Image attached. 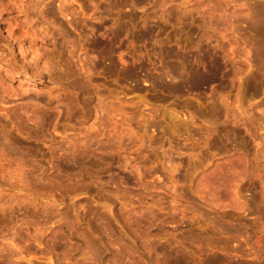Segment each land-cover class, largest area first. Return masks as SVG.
I'll return each mask as SVG.
<instances>
[{"label":"rangeland","instance_id":"obj_1","mask_svg":"<svg viewBox=\"0 0 264 264\" xmlns=\"http://www.w3.org/2000/svg\"><path fill=\"white\" fill-rule=\"evenodd\" d=\"M60 1L0 0V264H264V0Z\"/></svg>","mask_w":264,"mask_h":264},{"label":"bare ground","instance_id":"obj_2","mask_svg":"<svg viewBox=\"0 0 264 264\" xmlns=\"http://www.w3.org/2000/svg\"><path fill=\"white\" fill-rule=\"evenodd\" d=\"M50 2V1H49ZM69 4V5H65V4ZM60 6H59V10L61 9L60 7L61 6H63L62 8L63 9H61V10H64V12L65 13H67L66 11H68V10H70V8H71V6L73 5L72 3H70V2H67L66 0H63V3H61V1H60ZM35 5V4H34ZM15 6V5H14ZM20 6V5H19ZM17 7H18V5H17ZM25 7V6H24ZM35 7V6H34ZM73 7V6H72ZM12 8V7H11ZM50 8H52V7H50ZM20 9V8H19ZM30 9V8H29ZM47 9V8H46ZM72 9V8H71ZM14 10H16V9H14ZM18 10V9H17ZM27 10V9H26ZM30 10H33V8H31ZM49 10V9H48ZM51 10V9H50ZM9 11V10H8ZM19 11V10H18ZM51 11H53V10H51ZM73 11V10H72ZM21 12H22V10H21ZM19 13H20V11H19ZM51 13V12H50ZM63 12H61L60 14H62ZM23 15H24V13H22ZM51 14H53V13H51ZM64 14V13H63ZM1 15V14H0ZM29 15V14H28ZM68 15V14H67ZM66 15V16H67ZM70 15V14H69ZM2 16V15H1ZM32 16V15H31ZM64 16V15H63ZM28 17V16H27ZM32 18V17H31ZM30 18V19H31ZM25 19H26V17H25ZM29 19V18H28ZM7 20V19H6ZM19 20V19H18ZM34 20V19H33ZM16 21V20H15ZM31 21V20H30ZM9 22L11 23V21L9 20ZM20 22V21H19ZM22 22V21H21ZM19 23V24H22V23ZM25 22V21H24ZM23 22V23H24ZM27 22V21H26ZM7 23V22H6ZM9 24V23H8ZM8 24H6V25H8ZM17 24V23H16ZM19 24H17V27H19ZM10 25V24H9ZM24 25H28V23L27 24H25L24 23ZM32 25V24H31ZM11 26V25H10ZM30 27V31H31V26H29ZM6 28V27H5ZM9 28H11V27H9ZM21 28V27H20ZM25 28H23V30H24ZM6 30H7V28H6ZM14 30V29H13ZM10 31V30H9ZM25 31V30H24ZM28 31V30H27ZM26 31V33H30V32H27ZM8 32V31H7ZM11 32V31H10ZM14 32V31H13ZM22 32V31H21ZM33 32V31H32ZM31 32V34L33 35V33ZM35 32V31H34ZM9 33V32H8ZM25 33V32H24ZM1 34V33H0ZM12 33H10V35H11ZM20 34V33H19ZM18 34V35H19ZM13 35V34H12ZM23 35V34H22ZM16 35H14V37H15ZM18 37H21V36H18ZM2 38V37H1ZM0 38V39H1ZM22 38V37H21ZM11 39V38H10ZM14 39V38H13ZM30 39V38H29ZM7 41V40H6ZM16 42V41H15ZM7 44V43H6ZM12 45V44H11ZM31 49V48H30ZM33 50H34V47L32 48ZM36 49H38L37 48V46H36ZM1 50V49H0ZM26 50V49H25ZM34 52H36V51H34ZM22 53H24V52H22ZM21 53V54H22ZM37 53V52H36ZM6 54H8V53H6ZM5 54V55H6ZM31 54H32V52H31ZM34 54V53H33ZM37 55V54H36ZM48 56V55H47ZM4 58V57H3ZM8 58V57H7ZM12 60V59H11ZM34 60V59H33ZM46 60V59H45ZM30 61V60H29ZM48 61V60H47ZM45 64H46V62H45ZM43 65H44V63H43ZM48 65H49V63H48ZM167 66V68H168V71L172 74V75H176V74H178V71H179V66H177L176 64H173V63H167L166 64ZM214 66V65H213ZM45 67V66H44ZM219 67V66H218ZM46 69V68H45ZM209 70H208V73H206V74H203V73H200V72H194V73H192V74H188V73H185V74H182L181 75V82L183 83H189L193 88H195V87H199V86H204V85H207V84H210L211 82H214V80H217V78H218V70L216 69V68H214V67H210V68H208ZM48 71V70H47ZM50 71V70H49ZM49 77V76H48ZM173 79V78H172ZM153 80V79H152ZM180 82V83H181ZM189 86V85H188ZM179 87L181 88V86L179 85ZM192 87H190V88H192ZM192 88V89H193ZM170 89H172V90H178L179 88L178 87H176L175 86V88H170ZM181 90V89H180ZM179 90V91H180ZM30 119H32V118H30ZM34 119V118H33ZM35 120V119H34ZM36 121V120H35ZM231 164V163H230ZM229 164V165H230ZM228 165V166H229ZM228 168V167H227ZM225 169H226V167H225ZM229 170V169H228ZM214 176V175H213ZM215 177V176H214ZM215 179V178H214ZM213 179V180H214Z\"/></svg>","mask_w":264,"mask_h":264}]
</instances>
